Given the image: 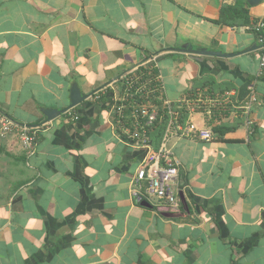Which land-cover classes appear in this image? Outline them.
I'll return each instance as SVG.
<instances>
[{"label": "crops", "instance_id": "0c3cea01", "mask_svg": "<svg viewBox=\"0 0 264 264\" xmlns=\"http://www.w3.org/2000/svg\"><path fill=\"white\" fill-rule=\"evenodd\" d=\"M221 3L0 0V110L47 123L32 155L0 140V264H264L260 44L216 21ZM250 13L264 16V2ZM189 45L236 55L179 50ZM136 67L160 73L183 123L214 134L171 140L180 206L142 198L141 124L110 110L112 87ZM74 84L87 97L69 108ZM251 84L253 129L243 112ZM46 108L67 111L49 120ZM165 124L149 131L155 148Z\"/></svg>", "mask_w": 264, "mask_h": 264}, {"label": "built area", "instance_id": "2783aa9c", "mask_svg": "<svg viewBox=\"0 0 264 264\" xmlns=\"http://www.w3.org/2000/svg\"><path fill=\"white\" fill-rule=\"evenodd\" d=\"M244 28L254 33L260 44L257 74L261 75L264 73V16ZM138 71H140L139 67L131 70L121 78L120 85L116 84L112 87L110 110L117 115V121L121 123L125 110L129 109L132 121L141 124L143 133L136 136L135 148L144 149L145 156L136 171L134 184L140 190L142 198L148 201L156 199L172 206H180L179 197L184 186L178 180L180 161L174 154L171 140L183 136L211 140L214 134L210 129L199 128L194 122H182L181 111L175 110L169 100L163 99L160 73H155L154 77L148 78L143 71L137 73ZM151 72L153 73V70ZM91 97L93 99L99 97V92ZM158 99L163 100V107L157 104ZM257 101L255 87L251 84L248 86V95L243 105L246 124L250 129L254 127L250 112ZM160 122H166L165 130L160 146L155 148L149 131ZM46 124L35 126L20 124L0 110V140L15 138L26 153L32 155L36 151L40 132L46 130Z\"/></svg>", "mask_w": 264, "mask_h": 264}, {"label": "trees", "instance_id": "16d2710c", "mask_svg": "<svg viewBox=\"0 0 264 264\" xmlns=\"http://www.w3.org/2000/svg\"><path fill=\"white\" fill-rule=\"evenodd\" d=\"M251 7L246 0H222L220 17L216 21L234 27H245L254 24L259 18L251 15Z\"/></svg>", "mask_w": 264, "mask_h": 264}, {"label": "water", "instance_id": "95a60500", "mask_svg": "<svg viewBox=\"0 0 264 264\" xmlns=\"http://www.w3.org/2000/svg\"><path fill=\"white\" fill-rule=\"evenodd\" d=\"M251 6H257L259 5L261 2H263L264 0H246ZM179 50H183L189 53H195V54H200V55H204V54H208V55H212V56H222V57H226V56H230V55H236V54H226L223 53L221 51H209L206 49H201V50H195L191 45L189 46H184L183 48H180ZM87 96L82 95L79 87L74 84L71 90V103L69 105V108H73L75 106H77L79 103H81L83 100L86 99ZM67 109H63V110H59V109H55V108H46L43 110L44 114L47 116V118L49 120H52L54 118H56L57 116H59L60 114L66 112Z\"/></svg>", "mask_w": 264, "mask_h": 264}, {"label": "rangeland", "instance_id": "374dc122", "mask_svg": "<svg viewBox=\"0 0 264 264\" xmlns=\"http://www.w3.org/2000/svg\"><path fill=\"white\" fill-rule=\"evenodd\" d=\"M264 2V1H263Z\"/></svg>", "mask_w": 264, "mask_h": 264}]
</instances>
